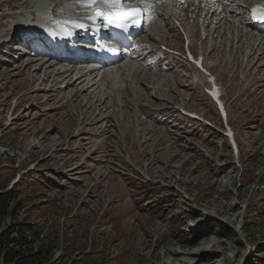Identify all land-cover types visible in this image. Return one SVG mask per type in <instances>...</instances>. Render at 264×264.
Returning a JSON list of instances; mask_svg holds the SVG:
<instances>
[{
  "label": "rangeland",
  "instance_id": "1",
  "mask_svg": "<svg viewBox=\"0 0 264 264\" xmlns=\"http://www.w3.org/2000/svg\"><path fill=\"white\" fill-rule=\"evenodd\" d=\"M30 1L0 0V190L21 184L19 218L31 216L44 233L58 236L55 264H264V77L258 87V63L250 75L238 68L237 59L245 69L247 60L227 36L215 39L217 47L230 49L222 62L219 52L210 54L214 42L205 36L211 31L195 29L193 51L206 55L223 83L241 147L234 155L197 73L177 55L175 66L144 69L141 92L123 83L128 104L119 108L113 94L99 107L96 100L106 98L100 84L79 94L86 82L64 89L74 74L44 82L45 71L55 76L56 68L47 65L38 74V65L24 67L32 58L19 60L4 41H17L12 24ZM168 44L182 51L181 40L169 37ZM159 47L152 57L168 62ZM90 106H98L95 115L109 109L107 119L87 120Z\"/></svg>",
  "mask_w": 264,
  "mask_h": 264
},
{
  "label": "bare ground",
  "instance_id": "2",
  "mask_svg": "<svg viewBox=\"0 0 264 264\" xmlns=\"http://www.w3.org/2000/svg\"><path fill=\"white\" fill-rule=\"evenodd\" d=\"M58 4L55 5V10H58L59 8H61L62 10H66V9H74L78 10L79 12L82 13V10L79 7H75V6H70L73 4V0H57ZM191 1L190 4L187 5L186 8L183 9H177L178 12H184V15H182L183 17H179V16H174L171 15L173 13V10H175V8H162L159 9L157 11V15H158V20H160V26L157 29H154V25H152L148 30L147 33L145 34V39L150 40L151 42L154 43V47L157 46V44L159 42L163 43L164 45H166L167 47H172L171 45L168 44V40L169 37H172L175 39V41H179L181 40V42L183 43V47L186 43V40L189 41L190 43V47L192 49V44H193V40L195 35V29L196 28H200L203 27V23L204 20H208V23L206 24V26H212V32L211 35H207L206 39L210 38L211 41L214 42V44L212 45V49H211V53H214L215 51L220 53V58L222 62H225V55L227 53L230 52V49H228L226 47V45L223 43V45L221 47H217L216 45V41L215 39H222L225 38L226 39H232L231 41H236V43L240 44L241 49L239 50L240 52H242V55L245 56L247 62V66L245 69V65H242L239 63V59L238 63L236 64L238 66V68H242L244 66V70L246 71V73L248 75L252 74L254 72L255 67L254 63H258L259 67L256 71H255V78H256V85H258V87H260V83L262 82V78L264 77V36L261 38H257V34L255 36V30L253 29V24L251 23L249 17H248V8L250 3L247 0H240V4H235V5H228V6H218V5H209L207 4L206 1L204 0H199L198 2L195 0H188ZM37 2H39V0H33L30 1V3L27 4H23V7H21L19 10L24 9V8H28L29 5H33L36 4ZM41 3L43 4V2L41 1ZM40 5V4H38ZM45 3L42 5L44 6ZM238 6V7H235ZM52 6H50L49 9H51ZM43 15H46V12L43 13ZM202 20L201 24L199 22V20ZM22 22V21H20ZM221 24H225L223 27ZM222 27V29H221ZM20 29L22 30L23 28L20 26ZM153 30H157L159 31V34H156L158 37H161V41L157 39V36L153 34ZM170 30V31H169ZM173 32V34H171L169 37L167 36V38L165 40H163L162 38H164V35ZM155 33V32H154ZM198 36V35H197ZM196 36V37H197ZM178 38V39H176ZM243 39H247V43L248 45H245V42L243 41ZM221 42V41H219ZM4 44H6L5 46H11V42L8 43V41H4ZM153 47V46H152ZM153 47V49H154ZM173 49V48H171ZM160 50V55H165L161 50L162 47H159ZM147 52V51H146ZM239 52V53H240ZM145 54L142 53L141 55L143 56ZM209 54V56H210ZM157 56V55H156ZM153 56L152 58L156 57ZM145 57V56H144ZM144 57L140 58V62L144 59ZM148 59L144 62V64H140L139 61L137 62H132L130 64H125L122 65L120 67H118L116 70L111 71L107 74L103 73V76H101V78H99V74L95 75V72H91L92 74H82V70L80 69L79 72L75 73L74 75L76 77L75 81L73 84H68L67 88L69 86H73L76 82L78 83H84L86 82V89L79 92V94H83L87 91H91L94 87H97L99 84L100 86H98V88L100 87V93L102 94V91L104 90L102 95H105L106 98H99L96 100V103L99 104V107L101 108L102 105H104L106 103L107 100H110V96L111 94H113V98H114V105L115 107L119 108L121 105L126 106L127 103V96L125 94V90L123 89V86L121 84L123 83H130V85L132 86V88L135 90L136 92H139L140 89L138 88V84L139 82L142 80H145V74H144V68L145 65H147V61L150 59V54L147 55ZM202 57L205 59V57L202 55ZM167 61H169V63H162L161 60L158 61L156 65H159L160 63H162L160 65V68L163 69L164 66H169V65H173L175 59L172 56H169L167 58ZM206 64L207 61H205ZM253 63V64H252ZM35 62L34 61H29L27 62L24 67L29 68L30 67H34ZM249 66L253 67V68H249ZM46 67V64H42L39 67H36L34 69V73H38L40 74L43 69ZM55 67V65L49 66L46 70L50 71L49 69ZM158 67V66H157ZM248 67V68H247ZM69 72H66L64 75H60L61 77L68 75V77L70 75L73 74H68ZM93 75L95 77H93ZM131 75H134V77L128 79V77H130ZM45 81L49 80L50 78H53L56 76H59L58 74H56L54 76V73L50 72L47 73L45 71ZM197 79L202 82L204 85L207 82V79H203L201 76H196ZM124 78V79H123ZM54 79V78H53ZM57 79V78H56ZM74 79V78H73ZM154 77H150V80H153ZM57 81V80H56ZM54 80V83L56 82ZM137 81V83H136ZM103 82H108V85L106 88H104V86H102ZM168 82V83H167ZM171 81L168 79L166 81V84L164 86H161L160 89H158V94H160V96H162L163 94H165V90L164 88L162 89V87H167V85H169ZM71 83V82H70ZM136 83V84H135ZM135 84V85H134ZM66 88V89H67ZM41 89V87L39 88ZM124 90V91H123ZM127 90V89H126ZM168 91V90H167ZM141 92V91H140ZM177 94V93H176ZM77 98L78 96L74 95L73 99ZM104 99V102H103ZM102 103V104H101ZM116 103V104H115ZM109 103H107L108 105ZM90 110H88L86 112V114H84V116L86 117V119H91V123L96 124L99 122L100 118L103 119H107V114L110 113L109 109H99L100 112L98 113V115H95V110L96 108H98V106L94 109L92 106H90ZM110 108V107H108ZM88 125V124H87ZM131 131V130H130ZM129 133V132H128ZM127 133V134H128ZM153 135L158 134V131H156V129H154L151 132ZM144 134V133H142ZM147 134H150L147 133ZM179 158V157H178ZM194 256V255H193ZM197 257V256H196ZM199 260V259H198ZM175 261V260H174ZM197 262V261H196Z\"/></svg>",
  "mask_w": 264,
  "mask_h": 264
},
{
  "label": "trees",
  "instance_id": "3",
  "mask_svg": "<svg viewBox=\"0 0 264 264\" xmlns=\"http://www.w3.org/2000/svg\"><path fill=\"white\" fill-rule=\"evenodd\" d=\"M20 185L0 190V263L55 264L58 236L44 233V227L32 222L31 216L19 218L23 209ZM9 220L12 223L3 226Z\"/></svg>",
  "mask_w": 264,
  "mask_h": 264
},
{
  "label": "snow or ice",
  "instance_id": "4",
  "mask_svg": "<svg viewBox=\"0 0 264 264\" xmlns=\"http://www.w3.org/2000/svg\"><path fill=\"white\" fill-rule=\"evenodd\" d=\"M140 0H73L70 6L79 7L82 10V19L93 23L103 22L108 26L127 30L133 26H139L143 21L146 8L128 7L130 4H138ZM250 19L264 24V5H257L250 10ZM61 23L65 30L70 28L85 29L87 25L78 19H68ZM109 51L117 52L111 48Z\"/></svg>",
  "mask_w": 264,
  "mask_h": 264
}]
</instances>
